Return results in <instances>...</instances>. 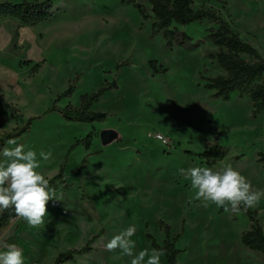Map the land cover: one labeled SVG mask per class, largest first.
Returning <instances> with one entry per match:
<instances>
[{
    "label": "rangeland",
    "instance_id": "1",
    "mask_svg": "<svg viewBox=\"0 0 264 264\" xmlns=\"http://www.w3.org/2000/svg\"><path fill=\"white\" fill-rule=\"evenodd\" d=\"M193 2L217 12L264 60V0ZM144 5L147 19L127 0H54L51 19L30 26L0 17V140L15 135L38 159L51 152L39 169L49 181L63 171L54 187L62 200L49 201L43 226L16 217L0 226V248L15 244L24 264H56L85 249L59 264H131L104 247L130 224L135 253L168 248L178 264H264L242 243L255 222L264 231V197L239 213L205 208L179 173L231 165L264 192V113L254 117L246 94L223 101L205 87L226 75L209 57L218 52L209 39L215 23L179 27L192 40L171 48L154 35ZM99 92L90 111L103 120L67 117ZM216 145L226 157L210 164L203 154ZM160 264H169L166 255Z\"/></svg>",
    "mask_w": 264,
    "mask_h": 264
},
{
    "label": "trees",
    "instance_id": "2",
    "mask_svg": "<svg viewBox=\"0 0 264 264\" xmlns=\"http://www.w3.org/2000/svg\"><path fill=\"white\" fill-rule=\"evenodd\" d=\"M127 2L135 5L145 19L148 18V15L144 3L151 6V13L155 19L153 33L154 35L162 34L171 48L176 45L186 46L192 40V37L179 27L205 21L215 23L218 27L209 29V39L218 48V52L210 54L209 57L216 61L226 75L208 78L205 87L214 91V96L223 101L231 100L235 93L246 94L251 100L254 117L264 113V60L259 51L245 42L232 29L230 23L219 16L217 12L212 9H195L193 0H127ZM53 7L54 0H23L21 3L4 1L0 2V17L16 19L22 25L30 26L51 19L54 14ZM243 55L253 57L256 62L248 63ZM101 94L102 92H99L83 97L81 108L69 111L67 117L71 120L84 122L103 120L104 114L90 111L93 102L97 101ZM14 136L0 140V149L5 146L9 138ZM203 155L209 158L210 164H216L226 157V152L221 146L216 145L207 149ZM62 177L63 171L51 180L50 184L55 187V180ZM13 217H15L14 210L2 212L0 226L5 225ZM242 243L250 250L264 254V231L262 227L255 222L252 229L243 234ZM167 249L165 248L169 264H178V251ZM80 252L71 250L66 254H61L56 264L67 261L73 257L72 255Z\"/></svg>",
    "mask_w": 264,
    "mask_h": 264
},
{
    "label": "clouds",
    "instance_id": "3",
    "mask_svg": "<svg viewBox=\"0 0 264 264\" xmlns=\"http://www.w3.org/2000/svg\"><path fill=\"white\" fill-rule=\"evenodd\" d=\"M0 149V212L14 210L15 217L25 221L30 227L39 228L45 224L49 201L60 202L62 195L39 171L40 159L47 161L51 152L26 150L16 139H9ZM180 175L190 180L195 190L194 199L207 208L210 204L222 207L225 212L239 213L241 209L255 207L264 192L253 188L251 182L239 170L227 165L219 170L210 167H188L179 169ZM98 174V172H97ZM137 231L135 224L114 235L104 245L108 252L117 249L131 257V264H160L166 255L163 248L144 249L134 252L136 247L132 237ZM0 251V264H24L23 250L15 244L4 246Z\"/></svg>",
    "mask_w": 264,
    "mask_h": 264
},
{
    "label": "crops",
    "instance_id": "4",
    "mask_svg": "<svg viewBox=\"0 0 264 264\" xmlns=\"http://www.w3.org/2000/svg\"><path fill=\"white\" fill-rule=\"evenodd\" d=\"M2 213V212H1ZM0 213V214H1ZM4 236H6V233H0V238L2 239ZM6 250L4 247L0 248V251Z\"/></svg>",
    "mask_w": 264,
    "mask_h": 264
},
{
    "label": "built area",
    "instance_id": "5",
    "mask_svg": "<svg viewBox=\"0 0 264 264\" xmlns=\"http://www.w3.org/2000/svg\"><path fill=\"white\" fill-rule=\"evenodd\" d=\"M158 138L161 139L163 142L166 143V140L162 136H159Z\"/></svg>",
    "mask_w": 264,
    "mask_h": 264
}]
</instances>
